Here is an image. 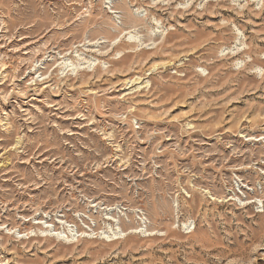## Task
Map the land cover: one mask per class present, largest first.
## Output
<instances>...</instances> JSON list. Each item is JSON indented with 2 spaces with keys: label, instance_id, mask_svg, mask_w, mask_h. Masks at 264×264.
Masks as SVG:
<instances>
[{
  "label": "rangeland",
  "instance_id": "obj_1",
  "mask_svg": "<svg viewBox=\"0 0 264 264\" xmlns=\"http://www.w3.org/2000/svg\"><path fill=\"white\" fill-rule=\"evenodd\" d=\"M0 264H264V0H0Z\"/></svg>",
  "mask_w": 264,
  "mask_h": 264
},
{
  "label": "bare ground",
  "instance_id": "obj_2",
  "mask_svg": "<svg viewBox=\"0 0 264 264\" xmlns=\"http://www.w3.org/2000/svg\"><path fill=\"white\" fill-rule=\"evenodd\" d=\"M75 69H76V68H75ZM77 69H78V68H77ZM135 81H137V79H135V80H130V81L127 82V85H128V84H131V85L133 84V85H135ZM39 224H40V223H39ZM8 232H9V231H8ZM19 235H20V234H18V236H19ZM19 238H22V236H19ZM57 238H59V237H57Z\"/></svg>",
  "mask_w": 264,
  "mask_h": 264
}]
</instances>
